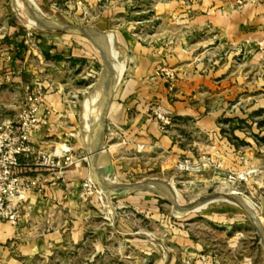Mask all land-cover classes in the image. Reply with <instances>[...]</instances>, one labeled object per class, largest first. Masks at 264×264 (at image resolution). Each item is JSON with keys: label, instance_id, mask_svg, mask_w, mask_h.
<instances>
[{"label": "rangeland", "instance_id": "374dc122", "mask_svg": "<svg viewBox=\"0 0 264 264\" xmlns=\"http://www.w3.org/2000/svg\"><path fill=\"white\" fill-rule=\"evenodd\" d=\"M1 2L12 11V21L22 25L30 35L31 46L42 53L40 60L35 56L30 58L38 77L34 83L41 86L42 97L56 96L57 99L44 140L47 150L39 154L51 155L67 149L68 155L83 164L89 173L79 190H71L68 198L61 200V205H52L55 208L51 229L64 241V247L52 252L45 264H264V137L255 136L252 126L238 123L247 134L240 138H236L230 128L226 132L225 138L233 146L234 153L222 145L211 150L213 142L193 132L189 123H172L169 127L175 133L173 142L189 157L176 156L170 150L143 154V147L138 146L135 151L128 152L121 148L115 155L112 150L108 151L122 137L119 129L107 124V112L112 104H119L123 85L127 84L125 92L129 89L132 74L131 78H123L127 68L119 49L122 41L111 32L101 30L98 23L101 14L113 6L121 9L120 24L149 21L152 10L144 5V0H72L67 8H51V4L40 5L33 0L45 19L71 28L91 29L100 36L98 39L108 51H114L112 64L114 70H121V79L116 78V90L104 109L102 133L106 162L108 154L114 179L99 171L100 166L97 168L92 158L93 146L87 141L83 123V106L102 75L105 60L88 37L29 27L28 8L20 0ZM147 2L154 6L160 1ZM131 25L140 27L137 23ZM144 25L146 32L160 34L154 22ZM2 28L0 24V31ZM64 47L78 49L79 57L57 65L55 61L62 60L58 55ZM45 52L53 57L44 56ZM231 62L235 66L242 64L240 59ZM245 62L253 69L239 71L244 74L257 70L256 78L264 80V58ZM236 69L228 74H238ZM251 73L249 78L254 76ZM11 78L12 75H6L1 79L8 83ZM26 93L22 89H10L7 84L0 86V122L13 120ZM235 106L232 102L229 110ZM155 109L150 108V117L151 110ZM259 117L258 127L264 131V113ZM112 133L115 140L110 137ZM255 139L258 141L256 147L247 144ZM201 156H208L210 162L200 174L188 176L175 171L178 161L196 160ZM29 160L35 164L36 157ZM245 167L256 171L247 183L226 181L227 173L239 172ZM84 184L87 185L85 190ZM163 187L176 197L179 208L199 204L198 210L174 213L169 202L172 199ZM229 199L236 200L248 212L232 205ZM247 214L259 226V233Z\"/></svg>", "mask_w": 264, "mask_h": 264}, {"label": "crops", "instance_id": "0c3cea01", "mask_svg": "<svg viewBox=\"0 0 264 264\" xmlns=\"http://www.w3.org/2000/svg\"><path fill=\"white\" fill-rule=\"evenodd\" d=\"M20 1L41 14L33 0ZM71 1L37 0V3L67 8ZM155 1L160 2L151 6L144 0L152 16L149 21L136 22L140 27L131 25H136L135 22L120 24L121 9L114 6L101 14L98 23L101 30L111 32L122 41L119 49L127 68L123 78H131L132 74L129 89L125 92L127 84L123 85L119 104H112L107 112V124L119 129L122 137L108 151L112 150L115 155L119 149L135 151L138 146L143 147V154L170 150L176 156H190L173 142L172 128L166 133L160 132L158 123L150 117L151 107L169 114L174 124L189 123L198 135L214 133L223 121H229L225 125L226 132L230 128L236 138L243 137L239 124L250 127L264 113V80L256 78L257 70L244 74L239 71L253 69L245 61L257 62L264 58V50L259 48L264 45V0ZM11 12L0 0L3 27L0 31V86L7 84L10 89H22L26 93L38 79L30 58L35 56L40 60L42 53L31 46L30 35L23 26L12 21ZM152 22L160 34L152 35L143 30L147 28L144 24ZM44 54L53 57L47 52ZM58 56L62 60L55 61L57 65L79 57L78 49L64 47ZM232 59H240L242 64L232 65ZM163 68L176 77L173 85L158 73ZM231 69H236L238 74H228ZM250 73L254 74L251 78ZM6 75H12L8 83L1 79ZM56 100V96H51L42 102V124L32 136L35 152L47 150L44 140L49 133ZM232 102L236 106L229 110ZM110 137L116 138L114 133ZM20 174L36 179L41 189L19 202L16 226L0 224V264L35 261L45 264L52 252L64 247V241L51 229L55 208L52 205H61V200L67 199L71 190H79L89 173L83 164L77 163L57 180L56 171L38 167L26 159L20 162Z\"/></svg>", "mask_w": 264, "mask_h": 264}, {"label": "built area", "instance_id": "2783aa9c", "mask_svg": "<svg viewBox=\"0 0 264 264\" xmlns=\"http://www.w3.org/2000/svg\"><path fill=\"white\" fill-rule=\"evenodd\" d=\"M259 48L260 51L264 50V45H260ZM158 73L162 74L172 85L175 82L176 77L167 69H160ZM44 99L41 94V86L33 83L31 88L27 90L15 118L0 122V224L8 223L11 226H16L19 218V202L22 201L24 196L41 189L36 179L21 176L20 162L22 160L36 157L35 165L56 171L57 180L69 168L78 163L68 155L67 149L55 151L51 155L35 152L32 136L39 131L42 124L40 107ZM151 115L152 119L158 123L160 132L166 133L172 125V117L159 109L151 110ZM257 120L253 121L252 127L255 136L259 135V138H261L264 137V131L258 127ZM226 131L227 127L220 125L214 133L205 135L213 142L211 150L215 151L217 149L216 145H222L230 153H234L233 146L225 138ZM244 132L242 130V133L246 134ZM256 144H258V141L255 139L251 140L249 145L256 147ZM209 162L208 156H201L196 160L185 158L176 163L175 171L180 175H198L204 171ZM255 174L256 171L252 167H245L242 171L227 173L226 181L228 183L245 184ZM86 188L87 185L84 184L83 190Z\"/></svg>", "mask_w": 264, "mask_h": 264}, {"label": "water", "instance_id": "95a60500", "mask_svg": "<svg viewBox=\"0 0 264 264\" xmlns=\"http://www.w3.org/2000/svg\"><path fill=\"white\" fill-rule=\"evenodd\" d=\"M28 8V15L27 18L29 21H31V23L34 25L35 28H37L38 30L41 31H59L62 33H71L74 35H83L86 36L90 39V41L92 42V45L94 47V49H96V51L100 54V56L105 60L106 65L105 68L102 72V75L94 89V91L92 92L90 97H97L98 95L100 96L99 101L97 102V105L95 106V110L96 112H98L100 115L98 116V119L96 120L97 125L100 123L101 124V128H102V133H103V124H104V118H105V113H104V109L106 108V106L108 105V101L111 98L112 93L116 90L117 84H116V72L113 68V64L112 61L110 59V57L108 56V49L106 48V46L103 45L100 36L98 34H96L95 32H93L91 29H76V28H71L68 26H63L60 24H55L52 23L50 20L45 19L41 14H39L37 11L33 10L31 7L26 6ZM93 39H95V41H93ZM95 126H93L90 129V134L91 135H96V131H95ZM103 150L105 153H107L106 148L103 145ZM107 155V162L105 165L102 166L101 170L103 171V173L105 175H108L110 178L114 179V173L112 170V167L109 163V158H108V154ZM162 187V186H161ZM165 188L164 190L166 192L169 193V189L167 187H163ZM171 196L172 200H168L170 202V204L172 205V207L174 208L173 212L176 214H185V213H189L191 211L194 210H198L197 207H199V204L197 205H193V206H189V207H185V208H179L177 203H176V197L172 194H168ZM248 215V214H247ZM249 216V215H248ZM250 218V216H249ZM252 224L254 225L255 229L258 230L259 226L256 224V222L254 221V219H251Z\"/></svg>", "mask_w": 264, "mask_h": 264}, {"label": "bare ground", "instance_id": "6f19581e", "mask_svg": "<svg viewBox=\"0 0 264 264\" xmlns=\"http://www.w3.org/2000/svg\"><path fill=\"white\" fill-rule=\"evenodd\" d=\"M28 25L30 27H34V25L31 22H28ZM111 50V49H110ZM113 54L114 51H109L108 56L110 57L111 61L113 60ZM115 74H116V78L119 77V79H121V70L116 69L115 70ZM100 96L98 95L97 97H89L88 100H86V103L83 106L84 109V114H83V123L86 126V138L87 141H89L92 146H93V159L95 161V164L98 168V166H100V170L102 171L101 168L103 165L106 164V157H105V153L103 151V135H102V128H101V124L99 123L97 125L96 120L98 119V116L100 115L98 112H96L95 110V106L97 105V102L99 101ZM95 126V131H96V135H91L90 134V129ZM103 172V171H102ZM108 176V175H107ZM168 194H172V193H168ZM171 199V196H170ZM231 200V204L234 206H238L242 211H244L245 213L248 212V210L243 207L242 205H240L239 203L236 202V200L234 199H229ZM257 232L259 233V229L257 230Z\"/></svg>", "mask_w": 264, "mask_h": 264}, {"label": "trees", "instance_id": "16d2710c", "mask_svg": "<svg viewBox=\"0 0 264 264\" xmlns=\"http://www.w3.org/2000/svg\"><path fill=\"white\" fill-rule=\"evenodd\" d=\"M224 123H228L229 121H223ZM231 133H232V130H231Z\"/></svg>", "mask_w": 264, "mask_h": 264}]
</instances>
